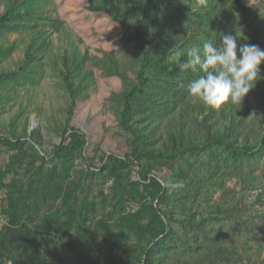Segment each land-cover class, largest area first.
I'll list each match as a JSON object with an SVG mask.
<instances>
[{"label":"rangeland","instance_id":"1","mask_svg":"<svg viewBox=\"0 0 264 264\" xmlns=\"http://www.w3.org/2000/svg\"><path fill=\"white\" fill-rule=\"evenodd\" d=\"M92 1L0 0V264H264V64L212 109L173 56L221 33L264 49V0H150L145 89L149 0Z\"/></svg>","mask_w":264,"mask_h":264},{"label":"clouds","instance_id":"2","mask_svg":"<svg viewBox=\"0 0 264 264\" xmlns=\"http://www.w3.org/2000/svg\"><path fill=\"white\" fill-rule=\"evenodd\" d=\"M240 35L221 33L219 42L205 41L201 46L176 50L174 57L186 55L180 63L182 71L191 70L200 75L188 82L186 91L193 101H201L212 109L242 105L244 98L255 87L264 64V49L250 43H239ZM255 116L253 113L247 120Z\"/></svg>","mask_w":264,"mask_h":264},{"label":"trees","instance_id":"3","mask_svg":"<svg viewBox=\"0 0 264 264\" xmlns=\"http://www.w3.org/2000/svg\"><path fill=\"white\" fill-rule=\"evenodd\" d=\"M186 1H191V0H186ZM88 7L91 10L97 11V10H105L104 6H97L93 3L92 0H86ZM173 0L170 1V5L173 4ZM236 4L238 5V7L240 8L241 13H245V11L242 9L240 0H235ZM151 6L149 7L148 6ZM154 3L152 1H148L145 6L143 7V13H142V17H141V21H137L134 23L133 25V38L137 41H139L140 43L143 44V46L145 47V53L142 55L140 62H139V66H138V70H137V77H138V83H139V88L140 89H145L148 87L149 85V80L146 77V70L149 67V65H155V66H160L161 63V59L158 57V55H154V51L156 50V47L154 45V40L156 38L159 37H163L162 34L160 33H155L154 31H143L142 28V21L144 22V20L147 19L148 14H149V10L153 9ZM173 7L176 8V5H172ZM151 8V9H150ZM107 10V9H106ZM108 11V10H107ZM109 12V11H108ZM110 13V12H109ZM111 14V13H110ZM112 15V14H111ZM114 21H116L121 27H124V25L118 20V18L115 15L111 16ZM183 58L182 59H178L177 61L180 63H183L186 61L187 57L186 55H182ZM176 61V60H174ZM166 66V67H165ZM174 67L173 64L168 65V63L164 64V70H171ZM2 77H6V76H2ZM65 82H68L67 79H65ZM209 142H212L214 144H218V145H225V142L222 139L219 138H211V140ZM161 190V187H159ZM154 212H157L156 210H154ZM264 220V217L262 218ZM41 256L36 252H32L31 253V262L32 264H44L40 261Z\"/></svg>","mask_w":264,"mask_h":264}]
</instances>
